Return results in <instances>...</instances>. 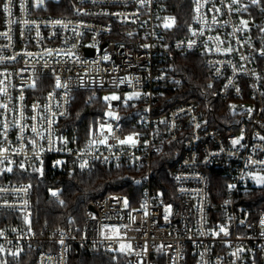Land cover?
<instances>
[{"label": "built area", "instance_id": "built-area-1", "mask_svg": "<svg viewBox=\"0 0 264 264\" xmlns=\"http://www.w3.org/2000/svg\"><path fill=\"white\" fill-rule=\"evenodd\" d=\"M71 1L59 15L61 0H0V256L33 250L36 264H69L81 245L131 264H264V209L252 220L240 205L253 174L264 173V0H190V32L178 38L165 27L176 23L167 0ZM176 52L203 56L213 102L227 109L221 124L213 102L202 108L173 97L184 83L170 66ZM83 91L119 99L107 100L79 143L63 123ZM129 136L134 145L120 143ZM177 140L175 200L165 202L153 160ZM85 162L143 169L140 205L111 194L87 205L82 229L22 226L34 199L22 178ZM216 169L226 184L219 215Z\"/></svg>", "mask_w": 264, "mask_h": 264}, {"label": "trees", "instance_id": "trees-1", "mask_svg": "<svg viewBox=\"0 0 264 264\" xmlns=\"http://www.w3.org/2000/svg\"><path fill=\"white\" fill-rule=\"evenodd\" d=\"M71 2V0H61L59 5L53 9L57 12L52 14H69L66 9ZM167 6L178 25L175 27L172 38L188 35L192 23V2L190 0H167ZM170 66L177 75L184 79L180 89L173 93L177 102H192L202 108L211 105L214 93L211 90L208 71L200 53H173ZM107 107V100L102 94L93 96L87 91L77 93L72 105L71 116L63 123L64 133L73 141L84 142L95 130L98 119L105 116ZM212 107L215 116L218 117L217 124H221V118L225 119L223 114L227 111L225 103L215 101ZM180 151L181 145L178 140L172 141L165 146L164 152L153 160L156 190L162 194L165 202L175 200L171 173ZM143 174V169H136L130 165L108 168L95 164L84 168L65 167L62 170H55L47 165L22 178V181L32 183L34 199L32 212L26 220L22 221L21 225L46 234L82 229L87 205L92 200L111 194L125 197L132 207L139 206L142 197ZM219 174L220 171L216 169L211 175L212 212L218 215L219 202L226 188ZM240 205L243 206L250 219H255L258 212L264 209V187L250 184L242 196ZM36 257L37 252L33 250L19 256H0V264H36ZM69 264L131 263L128 257L119 253H111L99 247L73 245L70 250ZM187 264L195 263L190 260Z\"/></svg>", "mask_w": 264, "mask_h": 264}, {"label": "snow or ice", "instance_id": "snow-or-ice-1", "mask_svg": "<svg viewBox=\"0 0 264 264\" xmlns=\"http://www.w3.org/2000/svg\"><path fill=\"white\" fill-rule=\"evenodd\" d=\"M41 2H42V0H41ZM5 7H7V6H5ZM173 23H174V21H173ZM171 26H172L171 23H166V24H165V27H171ZM105 59H107V57H105ZM60 86H61V85H60L59 82H58V83H57V87H60ZM129 98H131V97H129ZM105 99H106V100H109V99H110V100H117V99H119V97L111 96V97H105ZM107 115H108L109 117L116 118V117L114 116V113H112V112L107 113ZM109 130H110V129H109ZM120 143H122V144L131 143V144L134 145V144L136 143V141H135V139H134L133 137L129 136L127 139H125V140H121ZM232 143H233V145L239 144V143H240V140H233ZM85 166H86V162H85V164H82V165H81V168H83V167H85ZM8 171H11V169H8ZM257 179H258V182H260V183H264V177H259V178H257ZM230 187H234V186H230ZM53 195H56V193H53ZM220 231H221V232H224L225 230H224L223 228H221ZM225 234H227V233L225 232ZM122 248H123V246H122ZM13 255H15V253H14Z\"/></svg>", "mask_w": 264, "mask_h": 264}, {"label": "rangeland", "instance_id": "rangeland-1", "mask_svg": "<svg viewBox=\"0 0 264 264\" xmlns=\"http://www.w3.org/2000/svg\"><path fill=\"white\" fill-rule=\"evenodd\" d=\"M172 26H178L176 23L175 24H172ZM175 27H174V31H175ZM173 34L174 33H171L170 32V34H169V36L172 38L173 37ZM93 95V94H92ZM94 96V95H93ZM111 96H116L117 97V95L116 94H111ZM110 96V97H111ZM112 113H114V112H112ZM110 118H112V117H110ZM253 177H254V185L256 186V187H264V183H260V182H258V179L257 178H259V177H264V173H254L253 174Z\"/></svg>", "mask_w": 264, "mask_h": 264}, {"label": "water", "instance_id": "water-1", "mask_svg": "<svg viewBox=\"0 0 264 264\" xmlns=\"http://www.w3.org/2000/svg\"><path fill=\"white\" fill-rule=\"evenodd\" d=\"M91 209V208H90Z\"/></svg>", "mask_w": 264, "mask_h": 264}]
</instances>
